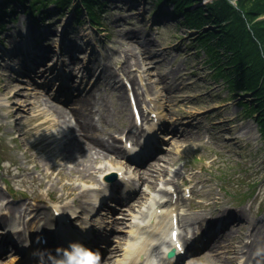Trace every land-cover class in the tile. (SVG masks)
Listing matches in <instances>:
<instances>
[{
	"label": "rangeland",
	"instance_id": "obj_1",
	"mask_svg": "<svg viewBox=\"0 0 264 264\" xmlns=\"http://www.w3.org/2000/svg\"><path fill=\"white\" fill-rule=\"evenodd\" d=\"M76 1L69 0V8L66 7L62 10L56 9L53 3H48L47 8L51 12L37 25L17 6L16 15L14 14L15 22L12 24L7 21L8 29L5 27L1 32L0 39L6 34L9 36V33L10 36L4 38L5 40L2 41L4 50H0V103L9 102L11 106L8 109L16 114L15 116L2 117V113L6 109L0 106V189L4 191L0 198L1 202L33 203L37 198L35 194H41V200L38 202L43 206L52 201L47 193L49 188L59 189L63 184L72 182L69 179L72 172L67 167L64 169L66 177L61 178L56 171L49 178L48 183L42 185L38 184V180L31 179L32 174L37 177H41V175L35 170L30 173L29 169L34 164L30 161L31 158H35L41 167L44 157L59 164L52 155L48 156V151L58 152L63 145V140H60L55 148L50 150L49 147L54 144L48 146V141L44 140L53 132L63 130L66 125L56 115H53L49 106L58 103L63 108L74 107L70 98L76 94L77 88H90L101 99L107 121H102L100 118L101 120L97 121V126L105 136H107V132L120 135L121 131L126 130L127 124L131 125L133 118L128 101L126 100L124 108H121L115 90L107 88L103 84V82L113 83L116 77L112 71H120L128 75L140 103L145 101L141 91L146 90L145 85L148 86V92L155 98L154 103L158 117L164 122L161 125L162 131L169 132L170 135L173 134L165 149L151 162V165L156 163L155 166L158 167L160 163L164 165L165 161H168L164 173L155 172L157 175L156 190L164 185L166 179L171 181L172 187L177 186V188H180L182 184L191 185L194 183L193 198L184 199L181 202L180 211L182 214L191 218L200 216L206 222L210 216H226L227 214L217 213L227 208L236 213V216L241 215L245 220L246 223L242 230H234L230 234H233L231 239L224 233L227 231L226 228L216 238L220 245L227 244L226 247L219 248L218 252L221 253L222 259L231 258L232 250L227 249L230 246L228 244L235 247L240 246L242 239L249 232L248 224L256 225L255 227L259 229H262L264 225V147H262V141L258 136L255 120L253 117H245L241 108L242 102L251 99L250 94L240 95L237 93L239 95L227 96V89L221 79L218 77L214 79L210 76L211 68L203 60L204 53L194 40L197 31L187 29L179 23V14L167 15V18H164L160 24H152V17L158 8L162 6L163 11L168 13L171 11L169 2L164 0H108L105 8L103 7L104 9L99 11L101 12L99 27H97V32H94L87 28L82 29L81 25H73L68 30L69 16L72 14L71 8ZM63 25L67 28V34L62 37L59 30ZM44 30L46 31L43 32L45 37L38 38L34 46H29L27 40L23 42L22 39H26L27 35L22 38L18 36V33L22 32L37 37L39 34L36 33ZM128 30L139 31L149 39L151 43L149 52L143 53V46L132 41L133 39L124 40L121 38V35ZM80 33H88L87 37L95 38V43L91 45V53L86 55V53L78 52L84 50L82 47L71 51L73 58H70L68 52L61 55L56 52L52 57L56 58V64H61L63 70L72 75L67 80L65 90L56 88L57 81L50 80L51 92L58 89L60 93L66 94L65 97L69 96L67 103H59L52 98L46 99L42 87L43 82L38 84L34 80L35 78L39 79V82L43 81L45 76L41 74H48V71L41 70V64L36 65L34 71L31 70L32 78L31 75L20 76L15 72L24 69L22 64L25 61V56L24 53L19 52L20 49L26 51L31 46L41 49L48 48L49 51L45 56L51 57L50 55L56 50L55 46L59 44V35H61V39L69 42L78 38ZM212 37L209 39L210 42L213 40ZM125 41H130L132 44L129 46L132 53L126 54V56H124V51H127ZM63 48L69 49L70 52V46L63 45ZM3 52L9 53V56ZM83 54L89 59H94L89 63V73L92 72L93 76H86L85 71H80V69L79 72H76L77 61L80 64L83 62L78 55ZM95 66L100 69L99 72L97 71L100 75L98 81L94 76ZM141 70L145 71L143 73L145 85L143 86L138 77ZM74 73L76 74L74 75ZM161 73L170 78L174 87L176 85L173 91L168 92L162 87V83L158 80ZM148 77L149 79H147ZM10 83L13 85L7 86ZM114 84L119 85V82L115 80ZM32 88L40 93L39 105L31 104L35 102L32 97ZM40 110L45 112L43 120L51 118L55 125L42 127L40 125L42 120L39 118ZM17 116L20 118L19 121L16 120ZM96 117H98L97 114H94V119ZM193 117L200 119L201 123L194 127L188 126L193 121ZM133 129L138 128L134 127ZM108 141L117 147L121 145V142L112 141L111 138H108ZM160 156L165 158H159ZM101 166L102 168L108 166L106 160H103ZM144 169H140V175ZM133 175L138 179V173ZM254 178H258L260 181L259 191L253 196H249L248 191L251 189L249 183ZM74 182L76 185L85 187L92 180L79 181L75 179ZM139 182L146 191V198H149L150 195L154 196L152 190L155 188L147 187V182L142 183V179ZM165 197H169V193ZM80 198L81 200L86 199L85 197ZM66 201L71 203V198ZM83 203L81 205H84ZM140 205L141 202L138 206ZM43 209L46 210L45 207ZM120 212L117 218H120L121 222L126 221L129 218V213L126 215ZM232 212L228 215L234 216ZM4 213L10 214L6 208H4ZM105 216H109V220L112 221L110 214L104 215L101 219H104ZM5 220L6 218L2 225H5ZM120 225L125 231L127 227L123 223ZM106 227V232L109 235L113 228L110 223L105 222L98 224L96 235L99 230L101 233ZM190 228L193 227L190 225ZM184 231L187 230L183 229V233ZM115 234L114 232L110 237L111 241ZM1 235L5 237L2 233ZM13 238L15 239L14 234ZM245 241H248V238H244L243 242ZM1 245L8 246L4 242L0 243ZM2 252L0 248V253ZM14 254L13 251L5 255L2 254L0 264H18L14 261L11 262ZM213 255V252L206 249L191 257L188 263L227 264L222 260H216ZM235 260L238 264L240 259ZM235 260L232 264L235 263ZM110 263L111 261L107 262V264Z\"/></svg>",
	"mask_w": 264,
	"mask_h": 264
},
{
	"label": "bare ground",
	"instance_id": "obj_2",
	"mask_svg": "<svg viewBox=\"0 0 264 264\" xmlns=\"http://www.w3.org/2000/svg\"><path fill=\"white\" fill-rule=\"evenodd\" d=\"M13 4H15L16 8L17 6H19L20 8V4L18 1H13ZM8 7L9 5H7V8ZM20 11H22L25 15H28L35 22L36 25L40 24L36 20V18L31 16L28 12H24L21 8ZM6 29H8V24H6ZM43 32L44 31H42V33ZM121 38L124 40L133 39L132 41H135L140 46H143V53L149 52V50L151 49L149 47L151 44L149 39L146 36H143L139 31H125L123 35H121ZM124 43L127 50L124 51V56H126V54L129 55L132 53V51L130 50L131 48L129 47L132 44L130 41H125ZM19 52H23V50L20 49ZM89 63L90 60L83 62V64H80L77 61L78 69L80 67V69L86 71L88 76L92 73H89ZM22 65H24V68L30 67V65H28V63H26L25 61ZM144 72L145 71L141 70L139 74V80L141 82L142 80H144V78L141 76V74H143ZM99 78V74H97L95 80L98 81ZM147 79H149V77ZM158 80L162 83V87L168 92L173 91V89L176 87V85L174 87V84L170 81V78H168L162 73L159 75ZM14 84L16 83L14 82ZM103 84L105 87L115 90V95L118 104L121 108H124L123 105L126 103L127 97L124 94L125 90L123 86L121 84H110L106 82H103ZM11 85L13 84L10 83L7 86ZM42 85L46 99L50 100L52 98L53 100L58 101L59 103H67L69 101L67 100V98L63 101V97L62 95H60V93H58V91L51 92L48 80H45ZM145 86L146 91L142 90L141 93H144L146 95L149 94V89L147 85ZM31 91H33L32 97L35 100V102L31 104L39 105L38 99L40 97V93L36 92L35 88H32ZM132 94L134 96V100L137 106L139 99L137 96L134 95L133 89ZM11 96L13 97V95ZM170 96H172L171 93ZM154 100L155 98L152 97V102H154ZM70 101L71 103H73L74 107H70L68 109L63 108L58 103L50 104L49 106V109L51 112H53V115H56V117L61 120L64 125H66L63 130L53 132L44 140L45 142L48 141V146L54 144L53 146L49 147V150L55 148V145H57L60 140H63V145L59 148L60 150L58 152L54 150V153L48 151V156L52 155L57 160V162H59V164L55 163L52 159L50 160L48 157H44V163L41 167V165H39V162L35 158H31L30 161L34 162V164L32 165V167H30L29 172L33 173L34 170L37 171L38 174L41 175V177H37L32 174L31 179L38 180V184L42 185L47 184L50 180L49 178L52 177L53 173L56 171L58 175L61 176V178L66 177L64 169L65 167H67L72 172L69 178L70 180H72V182L63 184L62 186H60L59 189H48L47 193L48 195H50V197L54 199L55 203L45 204L41 206L38 201L41 200L42 195L35 194L37 198L34 199L35 202L33 203H11L9 201H6L3 205V208H7L10 214H0L2 217V221L0 222V224H2L3 220L6 218V220L4 221L5 227H2V229L5 230V228L7 227H18L22 224V229H18L15 231L17 233V237L20 238L19 242L23 243V241L25 240H30V242H28L32 245L34 249H38V246L40 245V243L39 245H34V241L32 240L34 234H37L36 238L40 242L48 234L52 236L53 233H64L68 231L70 229V217H82V214L70 215V213H75L76 211H78L80 207L79 205L81 204V202H83L80 197L87 198V188H83L80 185L74 184V180L77 179L79 181H87L90 179L92 180L93 184L97 183L96 185H99L100 187L107 184V181L105 179H101L99 178L100 176L97 175V172L102 168L101 164L103 160H106L109 164L108 168H113L114 166L112 165H115L117 166L118 170H123L122 178H128L124 180L127 184V191H131V188L134 187V184L131 185L134 179L131 178L132 173H130L129 170H125V168H123L122 162L119 161V159L117 158V156L125 157V155L127 154L126 150H124V148L117 147L109 143L108 141V138H111L112 141H120L121 138L108 132L106 133L108 136L107 138V136H105V134L102 133L97 126V121L101 120L100 118H102V121H107V116L104 114V108L102 106L101 99L97 95H95V93L92 92L90 88L86 89L84 87L81 90H77L76 94L70 98ZM0 106L6 109V111L2 113V117H10L16 115L14 114V111L8 109L11 106L9 102L0 103ZM144 111V109L140 111L143 115V124L146 127L147 131L150 132L155 121L153 117L145 115ZM151 112H155V110L150 109L148 114H150ZM94 114H97L98 116L96 117V119H94ZM44 117L45 112L43 110H40L39 118H41L42 120L40 122V125L42 127H51L55 125V122L51 118H46L43 120ZM16 120L19 121L20 118L17 116ZM126 127V131L131 132V137L134 136L135 132L131 131L130 124H127ZM131 137L128 138L126 136L124 142L126 143L127 141H130V139H132ZM172 137L173 134L170 136L168 134L163 135V138H168V140H170ZM159 158L164 159L165 157L160 156ZM167 163L168 161L166 160L164 165L160 163L158 167L155 166L156 163L153 165L149 163L148 166L143 167L145 169L142 171L140 176V178L142 179V183L147 182V187L154 189L157 180V175L155 174V172L159 174L164 173ZM108 168L107 170H109ZM143 168H135V170L140 171V169ZM168 189V187H163L159 188L158 191H160V193L164 195L168 191ZM3 194L4 191L0 189V198H2ZM145 196V189L139 186L133 195L134 201H137L138 204H131L129 200L124 202V204L120 207L121 210L127 207L128 210L131 211L128 214L129 218L126 221L121 222L120 218H117L119 217L117 214H114L111 217L115 225L114 232L116 234L114 235V238L112 237V241L106 245V253L100 260V264H107L108 261H111L110 264H145L149 255H152L153 257L159 254L160 247L164 245L167 241L166 236L170 229V225L168 222V214H173L172 208H169V206L172 203L170 198L164 199L161 196H154L153 199L147 202L145 208H142L138 205L141 201H144ZM69 197H72L73 201L78 204L75 208H73V206L67 202H63L61 204L62 200H65ZM86 203L89 204L88 199L86 200ZM44 207L46 208V210L43 209ZM90 210L93 213L100 214L99 211L95 210L94 208H91ZM82 211L83 209L80 210V213H82ZM229 212L230 210L227 208L221 211V213L223 214ZM176 214L179 228L183 227L185 229H188L190 225L193 228L197 226L195 225L196 223L200 224V226L205 224L202 217L200 216H194L191 218L186 214ZM87 217L85 219H87ZM6 222L11 223L10 226L7 225ZM120 223H123V225L127 226V230L124 231V229L121 228ZM245 223V220L240 215L227 222L226 226L222 230L226 228L227 231L224 233L229 239H231L233 234H230L233 233L234 230H242ZM49 224H53L54 227H48ZM255 226L256 225L253 226L252 224H248L249 232L248 234H246V236L250 237L251 241L248 244L243 245V247L245 248H243L242 246L235 247L230 243L228 244L230 246L227 249L232 250V255L231 258H228L227 260H223L221 257V253L218 252L221 246L226 247L227 244L220 245L219 241H217V239H214L208 244L206 249L209 252H213V257L216 260H222L224 262H227V264H232L233 258L243 254H246V259L249 258L250 260H252V264H257V261H260V264H264V255L252 256L251 253L255 251L257 246H264V225L262 226V229L256 228ZM229 227L234 228L229 229ZM89 230L93 229L90 227L88 231ZM180 236L183 241H186V239H188V237L186 238V236H184L183 234H180ZM1 240L2 239L0 238V242ZM5 241L12 245V248L15 252H19V247L15 246L11 239H7ZM11 249L4 250L0 254V256H2V254H8ZM240 250H242V252L238 255ZM16 260L17 257L13 255L11 262H17ZM23 260L25 262H33L37 264L36 259L32 256H26L23 258ZM168 263L172 264L171 261Z\"/></svg>",
	"mask_w": 264,
	"mask_h": 264
},
{
	"label": "trees",
	"instance_id": "obj_3",
	"mask_svg": "<svg viewBox=\"0 0 264 264\" xmlns=\"http://www.w3.org/2000/svg\"><path fill=\"white\" fill-rule=\"evenodd\" d=\"M13 1L41 19L51 12L48 3L59 10L69 5V0H0V28L15 11ZM164 1L171 4L172 15H180L179 23L197 31L194 40L211 68L210 76L221 79L227 96L250 94L251 99L240 102L241 108L245 116L255 120L264 147V18H260L264 16V0H235V5L229 0ZM105 3L107 0H77L74 11L82 7L97 21L96 11Z\"/></svg>",
	"mask_w": 264,
	"mask_h": 264
},
{
	"label": "clouds",
	"instance_id": "obj_4",
	"mask_svg": "<svg viewBox=\"0 0 264 264\" xmlns=\"http://www.w3.org/2000/svg\"><path fill=\"white\" fill-rule=\"evenodd\" d=\"M101 195H108L107 189L101 194H97L94 203L99 204ZM75 215V213H70ZM79 223V222H78ZM79 226L86 229L90 225L87 223H79ZM48 227H54L49 224ZM27 243V240L23 241ZM254 255H264V246H257ZM47 264H100V254L98 249H93L80 240H70L66 245H56L47 253ZM260 264V261H257Z\"/></svg>",
	"mask_w": 264,
	"mask_h": 264
}]
</instances>
